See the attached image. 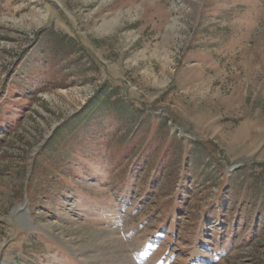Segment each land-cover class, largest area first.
<instances>
[{
    "label": "rangeland",
    "instance_id": "374dc122",
    "mask_svg": "<svg viewBox=\"0 0 264 264\" xmlns=\"http://www.w3.org/2000/svg\"><path fill=\"white\" fill-rule=\"evenodd\" d=\"M0 264H264V0H0Z\"/></svg>",
    "mask_w": 264,
    "mask_h": 264
},
{
    "label": "trees",
    "instance_id": "16d2710c",
    "mask_svg": "<svg viewBox=\"0 0 264 264\" xmlns=\"http://www.w3.org/2000/svg\"><path fill=\"white\" fill-rule=\"evenodd\" d=\"M116 90L117 88H107L105 87L104 89L100 90L96 95L95 98L91 101H89L86 106L81 110L82 112L75 115L74 117L71 118V122H74V129H78L80 127H82V124H84L88 118L91 116V114L96 115V112H98L99 110H105L107 112H110V110H114L117 115H121L122 112L124 111V113L128 114V115H132L135 112L133 110H127L126 106L124 103L122 102L121 99H116V100H111V95H116ZM98 110V111H97ZM105 112V113H107ZM104 113V112H103ZM118 118L116 117V120ZM119 121V119H118ZM94 124V123H92ZM92 124H90L91 126H93ZM122 143H124L125 141L122 139L121 140ZM135 150L133 151V153H135ZM132 153V155H133Z\"/></svg>",
    "mask_w": 264,
    "mask_h": 264
},
{
    "label": "bare ground",
    "instance_id": "6f19581e",
    "mask_svg": "<svg viewBox=\"0 0 264 264\" xmlns=\"http://www.w3.org/2000/svg\"><path fill=\"white\" fill-rule=\"evenodd\" d=\"M15 211L17 210V208L16 209H14ZM15 213V212H14Z\"/></svg>",
    "mask_w": 264,
    "mask_h": 264
}]
</instances>
